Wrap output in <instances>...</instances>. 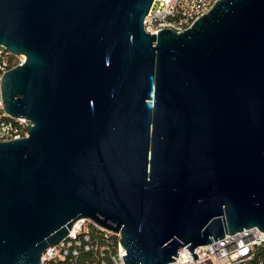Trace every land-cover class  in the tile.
<instances>
[{"label": "water", "instance_id": "1", "mask_svg": "<svg viewBox=\"0 0 264 264\" xmlns=\"http://www.w3.org/2000/svg\"><path fill=\"white\" fill-rule=\"evenodd\" d=\"M155 0H0V264H41L89 219L126 264L264 232V0H220L150 34Z\"/></svg>", "mask_w": 264, "mask_h": 264}, {"label": "built area", "instance_id": "2", "mask_svg": "<svg viewBox=\"0 0 264 264\" xmlns=\"http://www.w3.org/2000/svg\"><path fill=\"white\" fill-rule=\"evenodd\" d=\"M220 0H155L145 19V30L154 35L162 30L182 33L190 29L203 15L209 14ZM27 61L0 45V141L28 138L34 123L7 113L2 94L4 75ZM264 247V232L257 228L235 235H226L210 245L195 250L198 259L187 248L179 251L171 264H249L259 248ZM91 254L92 264H126L127 253L121 245V235L109 231L89 219L77 221L69 237L57 246L49 247L41 264H78L80 258Z\"/></svg>", "mask_w": 264, "mask_h": 264}, {"label": "trees", "instance_id": "3", "mask_svg": "<svg viewBox=\"0 0 264 264\" xmlns=\"http://www.w3.org/2000/svg\"><path fill=\"white\" fill-rule=\"evenodd\" d=\"M78 264H92L91 254H84ZM249 264H264V247L258 249L255 258Z\"/></svg>", "mask_w": 264, "mask_h": 264}, {"label": "bare ground", "instance_id": "4", "mask_svg": "<svg viewBox=\"0 0 264 264\" xmlns=\"http://www.w3.org/2000/svg\"><path fill=\"white\" fill-rule=\"evenodd\" d=\"M125 251V250H124Z\"/></svg>", "mask_w": 264, "mask_h": 264}]
</instances>
